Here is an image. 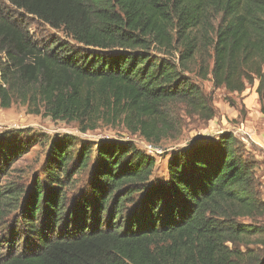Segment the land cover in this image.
<instances>
[{"label":"trees","instance_id":"1","mask_svg":"<svg viewBox=\"0 0 264 264\" xmlns=\"http://www.w3.org/2000/svg\"><path fill=\"white\" fill-rule=\"evenodd\" d=\"M32 20L73 44L35 39ZM0 57L1 108L81 133L121 125L157 148L180 112L214 118L196 80L229 94L257 82L264 113V0H0ZM4 137L0 264H264L259 162L230 132L177 150L155 183L154 159L132 142L75 154L64 136L27 189L2 181L28 152ZM81 174L85 189L70 196Z\"/></svg>","mask_w":264,"mask_h":264},{"label":"rangeland","instance_id":"2","mask_svg":"<svg viewBox=\"0 0 264 264\" xmlns=\"http://www.w3.org/2000/svg\"><path fill=\"white\" fill-rule=\"evenodd\" d=\"M29 26L31 28L30 35L37 40L46 43L52 38H57L73 44L61 32L53 31L33 20L29 21ZM196 84L205 96L211 97L212 106L215 110L214 118L211 121L203 122L195 117L188 118L180 112V127L177 134L164 139L157 148L147 144L137 134H130L121 125L108 126L99 123L96 129L81 133L80 127L74 122L53 121L42 114H31L25 106L19 103H13L6 109L0 107V141L6 139L4 136L7 138L17 136V139L28 144V152L14 163L7 175L2 177V181L14 182L25 189L30 186L35 178L43 182L44 162L48 147L51 142L64 136L73 139L75 154L81 146L94 147L103 141L132 142L139 150L151 156L155 161V168L150 181L152 183L167 180V162L177 150L187 149L189 145L195 142L215 141L220 134L225 132L232 133L247 151L252 150L249 153L255 158L254 152L258 154V148L261 147L255 140L254 143L251 142L250 135L246 132V126L252 125L256 136H260L261 140L264 139L263 106L255 93L257 82L253 85H247L241 94H229L223 88L214 89L210 81L196 80ZM259 153H261L260 150ZM251 156L250 158H252ZM257 177L262 183V200H264V172L261 168H259ZM86 179L87 175H77L73 179V184L66 187V192L72 196L81 190L84 191ZM243 222L250 223L249 220H243ZM261 224L264 226V222ZM7 227L10 225L8 224ZM17 232L13 239L14 242L20 244L21 235ZM0 253H6L5 249Z\"/></svg>","mask_w":264,"mask_h":264},{"label":"crops","instance_id":"3","mask_svg":"<svg viewBox=\"0 0 264 264\" xmlns=\"http://www.w3.org/2000/svg\"><path fill=\"white\" fill-rule=\"evenodd\" d=\"M246 132L248 133V135H250L249 137L251 139V142L254 143V140H255L257 144L261 147V148H258V154L254 152L255 153L254 155H255L256 161L260 162V168L264 172V139L261 140L260 136H256L255 130L253 129L252 125L246 126ZM259 150L261 153H259ZM248 152H252V150H248Z\"/></svg>","mask_w":264,"mask_h":264}]
</instances>
